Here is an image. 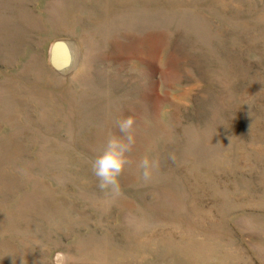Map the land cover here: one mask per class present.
Here are the masks:
<instances>
[{
    "label": "rangeland",
    "instance_id": "obj_1",
    "mask_svg": "<svg viewBox=\"0 0 264 264\" xmlns=\"http://www.w3.org/2000/svg\"><path fill=\"white\" fill-rule=\"evenodd\" d=\"M128 116L101 190L92 163ZM57 251L264 264V0H0V264Z\"/></svg>",
    "mask_w": 264,
    "mask_h": 264
},
{
    "label": "clouds",
    "instance_id": "obj_2",
    "mask_svg": "<svg viewBox=\"0 0 264 264\" xmlns=\"http://www.w3.org/2000/svg\"><path fill=\"white\" fill-rule=\"evenodd\" d=\"M133 124L134 119L131 116L121 119L118 128L122 135L110 134L102 153L92 163V173L101 190H112L113 192L119 190L118 178L127 163L125 154L134 143L131 133ZM157 166L158 162L151 160L148 155L140 159L138 167L142 170L141 175L144 181L151 179L153 169ZM13 264H16V257H13ZM21 264H28L23 256ZM51 264H68V256L64 252L57 251L52 257Z\"/></svg>",
    "mask_w": 264,
    "mask_h": 264
},
{
    "label": "water",
    "instance_id": "obj_3",
    "mask_svg": "<svg viewBox=\"0 0 264 264\" xmlns=\"http://www.w3.org/2000/svg\"><path fill=\"white\" fill-rule=\"evenodd\" d=\"M52 64L57 70H62L70 61V50L66 42H56L52 49Z\"/></svg>",
    "mask_w": 264,
    "mask_h": 264
}]
</instances>
